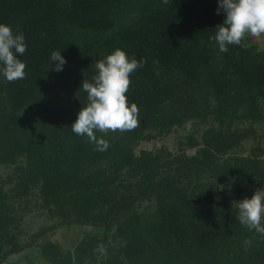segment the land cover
Returning a JSON list of instances; mask_svg holds the SVG:
<instances>
[{
    "label": "trees",
    "instance_id": "16d2710c",
    "mask_svg": "<svg viewBox=\"0 0 264 264\" xmlns=\"http://www.w3.org/2000/svg\"><path fill=\"white\" fill-rule=\"evenodd\" d=\"M218 8L0 0V23L19 27L27 44L17 54L26 78L0 74V264L25 245L27 264H264V236L236 207L264 190V48L245 37L220 52L210 39L226 19ZM116 48L146 61L126 93L139 124L97 131L109 144L98 151L71 125L87 104L83 81ZM53 51L67 61L62 71ZM171 133L174 150H137ZM36 221L45 224L32 231ZM56 224L91 229L63 249L42 238Z\"/></svg>",
    "mask_w": 264,
    "mask_h": 264
},
{
    "label": "clouds",
    "instance_id": "9594fccd",
    "mask_svg": "<svg viewBox=\"0 0 264 264\" xmlns=\"http://www.w3.org/2000/svg\"><path fill=\"white\" fill-rule=\"evenodd\" d=\"M167 3V0H164ZM226 14L223 24L217 25L215 36L210 37L220 52H228L229 45H240L242 40L264 34V0H219L220 11ZM27 50L25 35L19 27L13 30L9 24L0 23V74L14 83L26 78V62L18 58ZM50 61H56L55 71L63 70L66 59L60 51H53ZM146 61L129 57L125 50L116 48L106 58L96 62L98 70L93 81L84 80L82 89L87 93V104L79 112L71 130L78 136H86L96 150L106 151L108 142L98 138L96 132L107 135L110 131H132L139 124V107L129 103L126 93L131 86V75ZM237 219L249 230L264 236V190L257 189L251 198L236 202ZM246 250L251 239L244 241ZM104 251V246H99Z\"/></svg>",
    "mask_w": 264,
    "mask_h": 264
},
{
    "label": "rangeland",
    "instance_id": "374dc122",
    "mask_svg": "<svg viewBox=\"0 0 264 264\" xmlns=\"http://www.w3.org/2000/svg\"><path fill=\"white\" fill-rule=\"evenodd\" d=\"M256 44V46L260 49L264 48V34H261L260 36H247V38ZM183 132V131H180ZM175 136L174 133L169 134L167 137H164V139H158L156 141H149V142H141L137 146V150L141 148L145 149H155L157 147H160L161 145L167 146L168 148L175 149ZM191 151V150H189ZM8 172V169L3 168L2 174L5 176ZM45 224L41 221H36V224H34L32 231H35L38 229L41 225ZM48 224V222H46ZM84 229H91L88 226H79L76 224L71 225V227L67 228L65 226H55L52 227L49 230L42 231L44 233V236L42 238L48 237L50 240L54 241L58 246H61L63 249L69 248L73 245V243L76 241V237L79 233H81V230ZM52 230V231H51ZM38 238V236L36 237ZM41 239V238H40ZM40 241V240H38ZM30 245H25L22 249L19 251H16L12 254H9L7 261L2 264H27V258L33 254L30 251V248H28Z\"/></svg>",
    "mask_w": 264,
    "mask_h": 264
},
{
    "label": "water",
    "instance_id": "95a60500",
    "mask_svg": "<svg viewBox=\"0 0 264 264\" xmlns=\"http://www.w3.org/2000/svg\"><path fill=\"white\" fill-rule=\"evenodd\" d=\"M55 226H59V224H56V225H49V226H47L46 228H45V230H49V229H51L52 227H55ZM43 231V230H42ZM41 231V232H42Z\"/></svg>",
    "mask_w": 264,
    "mask_h": 264
}]
</instances>
